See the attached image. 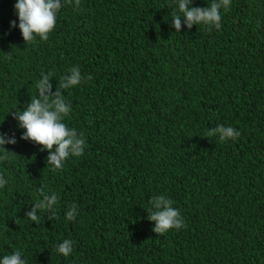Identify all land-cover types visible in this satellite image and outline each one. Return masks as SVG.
Segmentation results:
<instances>
[{
	"label": "trees",
	"instance_id": "16d2710c",
	"mask_svg": "<svg viewBox=\"0 0 264 264\" xmlns=\"http://www.w3.org/2000/svg\"><path fill=\"white\" fill-rule=\"evenodd\" d=\"M16 2L0 0V131L17 140L0 146V260L21 250L27 264H264V0H231L220 29L181 17L179 31L178 0H80L82 11L61 0L48 39L27 44ZM74 66L84 80L62 90L64 122L85 150L53 172L10 113L42 72L55 93ZM218 125L241 135H205ZM162 195L185 226L160 235L148 215Z\"/></svg>",
	"mask_w": 264,
	"mask_h": 264
},
{
	"label": "clouds",
	"instance_id": "9594fccd",
	"mask_svg": "<svg viewBox=\"0 0 264 264\" xmlns=\"http://www.w3.org/2000/svg\"><path fill=\"white\" fill-rule=\"evenodd\" d=\"M66 4H72V0H64ZM191 0H178V13H174V26L177 31L181 28V17L191 28L193 24L206 25L209 30L212 26L216 29L221 28V9L230 10L231 0H212V3L206 7H190ZM64 5L61 0H17L14 7L19 18V29L24 38L25 43L33 42L36 36L43 40H47L49 33L55 28L57 14ZM75 9L81 10L80 0H75ZM11 26H16V21H11ZM71 75L63 76L60 80L58 90L52 92V84L50 76L52 72L47 74L41 73L42 78L36 83L37 95L31 97L30 102L23 110H15L10 114L18 122V127L24 129L21 139L30 140L41 146V151L48 150L46 158L47 165H52V171L55 172L62 169L64 161L70 156H82L85 150L84 133L78 131L74 127H69L64 121L70 116L72 105L66 101L63 94L64 89L77 86L84 80L81 70L78 66L70 69ZM89 75L87 80H91ZM87 82V81H85ZM10 112V111H9ZM8 112V113H9ZM220 133V141L225 139L236 140L241 133L232 126L218 125L216 128L206 130L205 135L213 137L216 133ZM6 133L0 131V146L6 144H15L17 140L15 136L8 137ZM5 148V147H4ZM7 156L0 159H7ZM8 181L3 175H0V188L7 185ZM40 192L44 188H40ZM155 209L149 208L148 219L156 221L154 231L160 235L166 233L170 229H181L185 226L184 219L180 210L173 207V201L164 195L159 198H153ZM58 196L53 194L46 196L44 202L37 203L35 208L26 214L31 220L39 223L40 217L36 214V209H51L53 205H57ZM77 216L75 204L71 211L67 212L66 219L75 220ZM56 251L67 257L73 252V242L65 239L57 245ZM0 264H27L23 258L21 250H16L11 254L4 255Z\"/></svg>",
	"mask_w": 264,
	"mask_h": 264
}]
</instances>
